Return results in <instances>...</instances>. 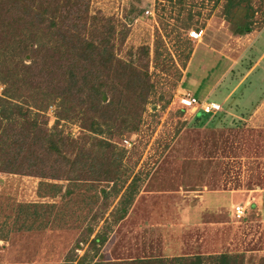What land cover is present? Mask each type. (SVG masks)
I'll return each instance as SVG.
<instances>
[{"label":"rangeland","instance_id":"rangeland-1","mask_svg":"<svg viewBox=\"0 0 264 264\" xmlns=\"http://www.w3.org/2000/svg\"><path fill=\"white\" fill-rule=\"evenodd\" d=\"M225 3L90 0L92 12L100 9L129 29L126 41L118 45L120 56L141 42L149 45L150 89L138 129L114 138L125 149L122 160L129 175L125 182L124 176L116 183L118 192L110 191L104 216L119 206L132 175L139 179L125 215L117 221L107 216L104 243L98 251L105 260L229 253L241 254L243 264H259L264 257V106L252 116L251 109L244 110L245 115H236V119L225 112L229 102H221V96L212 94L206 99L220 102L222 107L217 112H222L225 122L222 125L215 119L212 125L215 116L196 118L194 111L177 102L189 59L202 54V36L211 37V50L218 47L238 56L240 47L232 36L238 31L237 24L251 25L256 19L261 25L263 21L264 0H243L229 9V15L224 14ZM135 6L143 11L127 21L125 16ZM177 20L192 24L183 29ZM193 29H201V34L190 37ZM236 48L238 51H234ZM213 88L207 86L209 92ZM54 107L41 110L48 127L54 123ZM60 127L73 137L80 129L77 123L65 120ZM38 180L0 172V237H5L0 239V264H60L66 258H74L75 264L89 250L87 239L77 238L90 222L91 211L83 221L62 223L73 210L77 192L65 198L59 194L51 197L37 189ZM91 188L83 194L86 206L95 207L90 198L95 190L97 203L102 206L98 185ZM54 201L63 208L47 207ZM27 203L38 205L34 207L39 212L34 223L27 220L31 208L24 206L21 210L19 206ZM234 204H246L241 218L232 216ZM56 216L62 220L55 221ZM38 219L40 224L36 223ZM20 223L33 228L18 230L16 225ZM92 224L89 238L102 228L103 219Z\"/></svg>","mask_w":264,"mask_h":264},{"label":"trees","instance_id":"trees-1","mask_svg":"<svg viewBox=\"0 0 264 264\" xmlns=\"http://www.w3.org/2000/svg\"><path fill=\"white\" fill-rule=\"evenodd\" d=\"M242 1L226 0L224 14L229 15V9ZM142 11L132 7L126 20ZM187 21H179L178 27L188 29L192 23ZM247 25L237 24L238 32H245ZM128 31L124 23L100 9L92 12L90 0H0V172L39 177L37 189L51 197L65 198L77 192L73 210L63 220L55 218L62 223L79 222L91 211L90 222L77 238L87 239L89 250L75 264H243L241 254L229 253L109 261L98 252L104 243L107 216L117 221L125 215L139 179L132 175L119 206L104 216L109 195L119 190L116 183L124 176L125 182L129 175L122 160L125 149L114 138L138 129L150 89L148 43L118 54ZM53 105L55 119L48 127L41 110ZM211 115L215 116L212 125L223 116L200 108L194 111L196 118ZM62 120L79 125L75 137L63 131ZM94 185L100 190L102 206L95 190L89 194L96 204L92 208V204L86 206L83 194ZM19 206L21 210L31 208L27 220L34 223L38 205ZM47 207L63 208L57 201ZM98 218L104 225L89 238L92 222ZM36 223L40 224L39 219ZM16 226L18 230L33 228L22 223ZM73 261L66 258L60 264ZM259 264H264V257Z\"/></svg>","mask_w":264,"mask_h":264},{"label":"crops","instance_id":"crops-1","mask_svg":"<svg viewBox=\"0 0 264 264\" xmlns=\"http://www.w3.org/2000/svg\"><path fill=\"white\" fill-rule=\"evenodd\" d=\"M247 27L245 32H232L240 47L238 56L218 47L211 50V37L202 36V54L189 59L178 95L189 92L206 99L215 93L221 96V102H229L225 112L233 117L245 115L247 109L253 111L252 116L264 106V18L261 25L253 19ZM207 86L214 88L209 92Z\"/></svg>","mask_w":264,"mask_h":264},{"label":"built area","instance_id":"built-area-1","mask_svg":"<svg viewBox=\"0 0 264 264\" xmlns=\"http://www.w3.org/2000/svg\"><path fill=\"white\" fill-rule=\"evenodd\" d=\"M147 10V9H146ZM190 37H198L201 34L200 30H190ZM1 88V87H0ZM177 102L183 107L189 110L195 111L197 109H203L204 111L215 113L221 105L215 101H207V99H201L196 95H192L189 92H185L177 96ZM124 143H129L128 139L123 140ZM246 204H234L232 205V216L235 218H241L244 215Z\"/></svg>","mask_w":264,"mask_h":264}]
</instances>
